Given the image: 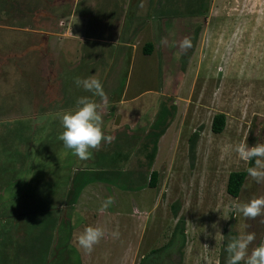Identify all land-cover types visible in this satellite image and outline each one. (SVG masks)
<instances>
[{"label":"rangeland","instance_id":"374dc122","mask_svg":"<svg viewBox=\"0 0 264 264\" xmlns=\"http://www.w3.org/2000/svg\"><path fill=\"white\" fill-rule=\"evenodd\" d=\"M75 1L0 0V264H226L227 243L246 233L251 252L264 214L234 205L264 198V180L248 174L236 199L226 187L248 170L237 148L264 143V0ZM93 75L103 98L74 83ZM82 96L112 137L83 161L59 140L57 111ZM159 127L150 188L147 133ZM75 170L109 186L99 203L94 188L69 198ZM86 226L104 231L91 251L77 243Z\"/></svg>","mask_w":264,"mask_h":264},{"label":"clouds","instance_id":"9594fccd","mask_svg":"<svg viewBox=\"0 0 264 264\" xmlns=\"http://www.w3.org/2000/svg\"><path fill=\"white\" fill-rule=\"evenodd\" d=\"M191 47L189 39L185 38L180 48ZM74 83L92 94L93 97H104V89L101 81L95 76L85 79L75 78ZM99 106L89 96L78 97L75 108L64 111L60 114V122L63 131L59 140L63 142L66 149L79 160H88L92 149H97L101 142L111 143L112 137L105 135L103 120L98 110ZM240 157L246 161H252L253 167L248 169V174L257 182L264 180V143H257L254 146L247 144L237 148ZM106 203H111V199ZM237 214L245 218H255L264 214V198H256L247 203L234 205ZM104 235L100 227L86 226L83 232L77 237L78 246L85 251H91ZM255 239L253 233L241 234L233 237L226 245L225 251L228 254L226 264H264V242H261L249 252V245Z\"/></svg>","mask_w":264,"mask_h":264},{"label":"trees","instance_id":"16d2710c","mask_svg":"<svg viewBox=\"0 0 264 264\" xmlns=\"http://www.w3.org/2000/svg\"><path fill=\"white\" fill-rule=\"evenodd\" d=\"M156 43H154V44L153 43H149V44H146L144 46L145 55H150L152 50H153V48L155 50V44ZM172 109L175 110L174 107H172ZM164 114H166V113H164ZM224 127H225V118H224V116L222 114H218V115L214 116L212 124H211V132L213 134H215V135L216 134H220L224 130ZM166 128L167 127H164V128L161 129L159 127L158 128L159 130L157 129L158 130L157 132H153L152 133V131H150V132L147 133V136L149 138H152V142L151 143L148 142V144L152 147V151H151V154L149 155V159H150V165H149V168H148L149 176L148 175L146 176L147 181L145 182V183H147V186L150 187V188H153V187L156 186V181H157V178H158V174H157L156 171H154L152 169V166L154 164L155 156L157 154L158 142L161 139V137L165 134ZM131 137L133 138L135 136H131ZM196 139H197V136L194 135L189 140V143H190L189 147H190V152H191L192 155L194 154V148H195V144H196ZM149 145L146 144L145 148L149 147ZM250 167H253V162L252 161H249V164H248L247 168L249 169ZM105 172L108 173V171H105ZM247 175H248V170L245 171V172L231 173L229 175V177H228V182H227V187H226L227 194L230 195L232 198H235V199L238 198L239 195H240V192H241V190H242V188L244 186V183H245ZM0 176H1V174H0ZM83 179H85V178H83L82 173H80V176L76 180L73 179L74 182H72V184H73L72 188L74 189V192H71V194L69 193L70 194V197H69L70 199L72 197H76L80 193L81 189H83V187L87 184V182L91 181V180L87 181V179H85V181L83 182ZM94 180H97V179H94ZM1 182L4 183L3 185H4V187H6V189L10 188V190H11V188L12 189L15 188L16 190H18L17 187H13L11 178H5V180L1 181ZM142 189L143 188H140L139 190H142ZM25 194H26V197H25V201H26L25 210L28 211L29 210L28 207H30V204H31L30 201H32L31 199H34L36 197V195H35V193L33 191H25ZM69 194H68V196H69ZM180 220H179V222H180ZM52 221L53 220H51V222ZM179 222H178V224L182 223V222H180V223ZM153 254H155V252ZM141 264H143V262H141Z\"/></svg>","mask_w":264,"mask_h":264},{"label":"crops","instance_id":"0c3cea01","mask_svg":"<svg viewBox=\"0 0 264 264\" xmlns=\"http://www.w3.org/2000/svg\"><path fill=\"white\" fill-rule=\"evenodd\" d=\"M75 2H79V0H77V1H75ZM69 4V2H66V4H65V6L67 7V5ZM75 4V3H74ZM70 5V4H69ZM57 6H60V5H57ZM74 6V5H73ZM66 7H65V9H66ZM69 7V10H71V17L72 18H75L76 20L77 19H80V20H82L83 19V16H79V15H73V11H74V7H71V6H68ZM67 7V8H68ZM64 9V10H65ZM55 11H56V9H55ZM57 14H58V12H56ZM57 15H55V17H56ZM156 39H158V38H156ZM93 40V39H92ZM91 40V41H92ZM133 40H135V39H133ZM133 40H132V42H133ZM87 41V40H86ZM90 41V42H91ZM98 42H100V41H97V43ZM123 44H125V42H123ZM146 44H149V43H146ZM125 46H128V44L127 45H125ZM131 46H132V49H133V47H134V45H133V43H131ZM133 57V56H132ZM59 88H60V86H59ZM124 102V101H123ZM58 111V114H61L62 112H64V110L62 109V108H60V106H59V110H57ZM67 111V110H66ZM120 120H121V118H120ZM140 120V119H139ZM135 121H137V120H135ZM76 171V170H75ZM80 173H84V171H82V170H77L76 171V174H75V176H74V180H76L79 176H80ZM73 179H70L69 180V182H68V185L70 184V188L68 187L67 189H66V193L68 194V193H70L71 194V192H74V189L72 188V186H73V184H72V182H74L73 181ZM85 181V179H83V182ZM104 182L105 181H100V180H94V179H91V181H89V182H87V184L83 187V189H81V191H80V193H79V195L80 194H82L86 189H90V188H94L95 189V191L94 192H97V188L99 189V190H103V192H105V193H107V191H108V187L109 186H107V185H105L104 184ZM111 189H114L113 187H110V190ZM70 194H69V197H70ZM96 194H98V195H95L96 196V198H94V200L93 201H95V202H93V204L95 205V204H97V203H99V201H100V199H101V197H103V194L102 195H100V192H97ZM78 195V196H79ZM98 196V197H97ZM78 199H79V197L77 198V201H78ZM51 201H53V199L51 200ZM69 201L70 202H72L70 199H69ZM31 203H33V202H31ZM69 204V203H68ZM67 204V205H68ZM33 205H34V203H33ZM44 205V204H43ZM75 203L73 202L72 203V206H68V207H71V209H73L74 207H75ZM63 207H60V210L62 209ZM78 219H81V218H78ZM62 220V219H61ZM63 221V220H62Z\"/></svg>","mask_w":264,"mask_h":264},{"label":"water","instance_id":"95a60500","mask_svg":"<svg viewBox=\"0 0 264 264\" xmlns=\"http://www.w3.org/2000/svg\"><path fill=\"white\" fill-rule=\"evenodd\" d=\"M119 121H120V117H117V121H116L115 125H117L119 123Z\"/></svg>","mask_w":264,"mask_h":264}]
</instances>
